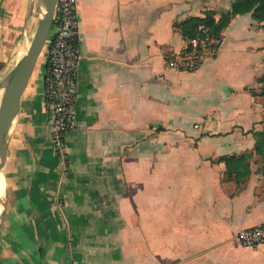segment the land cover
Returning a JSON list of instances; mask_svg holds the SVG:
<instances>
[{
	"label": "crops",
	"instance_id": "0c3cea01",
	"mask_svg": "<svg viewBox=\"0 0 264 264\" xmlns=\"http://www.w3.org/2000/svg\"><path fill=\"white\" fill-rule=\"evenodd\" d=\"M233 1L77 0V128L65 164L52 144L45 59L7 147L0 264H264V244L238 241L264 225L252 132L264 129V97L253 95L264 22L238 15L197 70L176 63L190 43L176 25L208 12L219 20ZM40 9L0 0V84ZM245 154L250 174L230 179L221 158Z\"/></svg>",
	"mask_w": 264,
	"mask_h": 264
},
{
	"label": "built area",
	"instance_id": "2783aa9c",
	"mask_svg": "<svg viewBox=\"0 0 264 264\" xmlns=\"http://www.w3.org/2000/svg\"><path fill=\"white\" fill-rule=\"evenodd\" d=\"M203 37L190 41L185 53L176 63L182 70H197L207 54H213L217 42L200 27ZM44 74V102L51 114L54 153L66 164L67 135L77 128L79 97V19L77 0H57ZM191 47V48H190ZM245 248L264 244V225L246 229L238 235Z\"/></svg>",
	"mask_w": 264,
	"mask_h": 264
},
{
	"label": "water",
	"instance_id": "95a60500",
	"mask_svg": "<svg viewBox=\"0 0 264 264\" xmlns=\"http://www.w3.org/2000/svg\"><path fill=\"white\" fill-rule=\"evenodd\" d=\"M44 2L45 11L25 55L0 84V89H4L0 105V153H3L0 170L6 164L7 147L20 112L21 98L50 37L57 0Z\"/></svg>",
	"mask_w": 264,
	"mask_h": 264
},
{
	"label": "trees",
	"instance_id": "16d2710c",
	"mask_svg": "<svg viewBox=\"0 0 264 264\" xmlns=\"http://www.w3.org/2000/svg\"><path fill=\"white\" fill-rule=\"evenodd\" d=\"M252 14L253 18L258 22H264V0H235L231 9L221 13L220 19L216 20L215 12H208L204 18H191L176 25L182 35L190 41L203 37L200 31L201 26L208 29V35L215 40H221L224 30L229 26L232 19L238 15ZM191 48V47H190ZM263 84L262 92L254 96L264 97V76L260 80ZM256 139V151L264 158V129L262 131H252ZM250 155L227 156L222 157L221 161L227 166V174L230 179L237 181L245 179L250 174V164L248 159ZM264 174V169L262 170Z\"/></svg>",
	"mask_w": 264,
	"mask_h": 264
},
{
	"label": "rangeland",
	"instance_id": "374dc122",
	"mask_svg": "<svg viewBox=\"0 0 264 264\" xmlns=\"http://www.w3.org/2000/svg\"><path fill=\"white\" fill-rule=\"evenodd\" d=\"M42 14H43L42 10L41 9L38 10L37 21H40V19L42 18ZM48 46H49V44L47 43L46 46H45V48H44V50H43V52H42V54L40 55L41 59H40V57H39L40 60L38 59V62L36 64V67H35V70H34L33 75H36L40 70H42L43 65H44V62H45V59L47 58V55H48ZM217 47H218V44L216 42L212 46V49L216 50ZM25 53H26V51H25ZM25 53H24V55H25ZM3 93H4V89H3V92L1 93V95H3ZM14 130H15V128H14ZM256 162L261 165V167H262L261 170H263L264 169V158L261 155H259V158H258V160H256ZM6 171H7V168L6 169H2L3 175L5 174ZM7 191H8V189H7ZM5 210H6V208L3 207L2 208V213L0 214V218L3 216V213H5Z\"/></svg>",
	"mask_w": 264,
	"mask_h": 264
},
{
	"label": "bare ground",
	"instance_id": "6f19581e",
	"mask_svg": "<svg viewBox=\"0 0 264 264\" xmlns=\"http://www.w3.org/2000/svg\"><path fill=\"white\" fill-rule=\"evenodd\" d=\"M41 10H42V12L45 11L44 0H41ZM0 105H1V100H0ZM2 159H3V153H0V167L2 165ZM6 189H7V187H6L5 176L3 175L2 170H0V214L2 213V208L5 207V203H6V197H5L6 196Z\"/></svg>",
	"mask_w": 264,
	"mask_h": 264
}]
</instances>
